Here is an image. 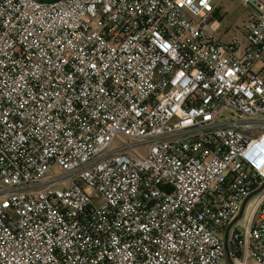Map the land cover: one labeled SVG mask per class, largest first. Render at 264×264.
Instances as JSON below:
<instances>
[{
	"label": "built area",
	"instance_id": "2783aa9c",
	"mask_svg": "<svg viewBox=\"0 0 264 264\" xmlns=\"http://www.w3.org/2000/svg\"><path fill=\"white\" fill-rule=\"evenodd\" d=\"M214 1L0 0V264H264V1Z\"/></svg>",
	"mask_w": 264,
	"mask_h": 264
},
{
	"label": "rangeland",
	"instance_id": "374dc122",
	"mask_svg": "<svg viewBox=\"0 0 264 264\" xmlns=\"http://www.w3.org/2000/svg\"><path fill=\"white\" fill-rule=\"evenodd\" d=\"M214 5L217 10V15L215 17L220 20L222 24L219 31L215 32V35L223 42L237 39L241 40L242 43H245L243 29L252 15L251 11L238 0H215ZM141 152L147 154V148H142ZM63 175H65V172L58 166L53 167L50 172V176L53 178ZM67 182L68 180L64 181L65 184ZM86 191L90 194L93 190L88 188ZM248 210L249 208H247L246 214L242 216L243 224L245 223ZM250 264H254V262L250 261Z\"/></svg>",
	"mask_w": 264,
	"mask_h": 264
},
{
	"label": "water",
	"instance_id": "95a60500",
	"mask_svg": "<svg viewBox=\"0 0 264 264\" xmlns=\"http://www.w3.org/2000/svg\"><path fill=\"white\" fill-rule=\"evenodd\" d=\"M248 200H249V198L245 200V202H244V204H243V207H242V211H241L239 217L242 216V214L244 213L245 206H246ZM228 231H229V229H228ZM227 234H228V232H227ZM225 247H226V254H227V257L229 258V246H228L227 236L225 237ZM231 264H233L232 260H231Z\"/></svg>",
	"mask_w": 264,
	"mask_h": 264
},
{
	"label": "crops",
	"instance_id": "0c3cea01",
	"mask_svg": "<svg viewBox=\"0 0 264 264\" xmlns=\"http://www.w3.org/2000/svg\"><path fill=\"white\" fill-rule=\"evenodd\" d=\"M217 15V10H216V12H215V16ZM246 214V209L244 210V213L242 214V216H244ZM248 215H249V212H248V214H247V217H246V219H245V221L247 220V218H248ZM242 216H240V217H238V220H239V222L241 223V225H243V218H242ZM223 236V235H222ZM222 263H224V264H231V258L229 257H227L226 256V259H225V262H222ZM221 263V264H222ZM234 264V263H233ZM249 264H250V262H249Z\"/></svg>",
	"mask_w": 264,
	"mask_h": 264
}]
</instances>
